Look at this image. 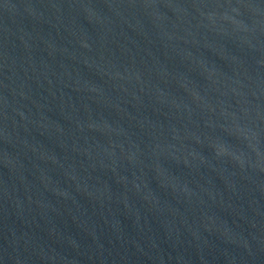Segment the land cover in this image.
Returning a JSON list of instances; mask_svg holds the SVG:
<instances>
[{"label": "water", "instance_id": "water-1", "mask_svg": "<svg viewBox=\"0 0 264 264\" xmlns=\"http://www.w3.org/2000/svg\"><path fill=\"white\" fill-rule=\"evenodd\" d=\"M0 264H264V0H0Z\"/></svg>", "mask_w": 264, "mask_h": 264}]
</instances>
